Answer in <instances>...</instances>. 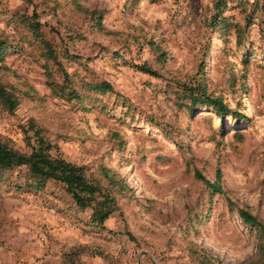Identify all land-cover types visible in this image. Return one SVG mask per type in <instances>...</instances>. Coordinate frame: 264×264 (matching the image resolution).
Listing matches in <instances>:
<instances>
[{"label":"rangeland","instance_id":"obj_1","mask_svg":"<svg viewBox=\"0 0 264 264\" xmlns=\"http://www.w3.org/2000/svg\"><path fill=\"white\" fill-rule=\"evenodd\" d=\"M0 40V140L44 138L114 204L97 224L64 184L0 171V264H264L241 217L264 225V0H0Z\"/></svg>","mask_w":264,"mask_h":264},{"label":"trees","instance_id":"obj_2","mask_svg":"<svg viewBox=\"0 0 264 264\" xmlns=\"http://www.w3.org/2000/svg\"><path fill=\"white\" fill-rule=\"evenodd\" d=\"M34 28L38 29L37 26ZM2 44L3 41L0 40V46ZM45 48L47 52H50L48 53V58L52 54L53 56L51 57L56 56L51 46H45ZM244 50L246 52L247 49ZM244 55H246V53H244ZM141 69L144 72L151 73L150 68L146 66ZM61 71L64 77L68 78V72L63 68H61ZM67 84L72 86L69 82ZM181 86H183V84H181ZM188 87L189 91L186 95L192 109L198 105H208L214 107L221 116L225 113L226 106L220 100L214 98L212 95H207L199 87ZM95 88L102 92H109L112 90L107 82L96 83ZM60 93L58 92L59 95L65 96L61 91ZM72 93H74V91ZM18 106V98L0 82V109L8 113H14ZM239 116L245 117L243 115ZM51 149L50 143L42 137H38L32 145L30 144V150L27 152L19 151L0 140V171L24 166L27 173L35 178L36 181H39L41 185L47 180H55L64 184L67 193L72 196L75 204L82 208L87 206L91 207L93 210L91 220L97 224L103 223L114 210V204H112L113 197H111L110 192H107V189H103L97 182L89 179L85 175L83 166L70 162L59 155H53ZM198 177L212 191L219 190V183L210 182L201 174H198ZM217 177L219 180V172L217 173ZM241 217L244 222L255 227L261 236L264 237V225L259 220L246 211L241 212Z\"/></svg>","mask_w":264,"mask_h":264}]
</instances>
